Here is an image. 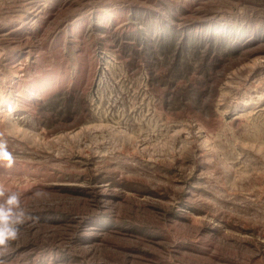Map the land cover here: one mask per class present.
Wrapping results in <instances>:
<instances>
[{"label":"rangeland","instance_id":"obj_1","mask_svg":"<svg viewBox=\"0 0 264 264\" xmlns=\"http://www.w3.org/2000/svg\"><path fill=\"white\" fill-rule=\"evenodd\" d=\"M0 134L5 264H264V0H0Z\"/></svg>","mask_w":264,"mask_h":264},{"label":"clouds","instance_id":"obj_2","mask_svg":"<svg viewBox=\"0 0 264 264\" xmlns=\"http://www.w3.org/2000/svg\"><path fill=\"white\" fill-rule=\"evenodd\" d=\"M16 157L8 140L0 134V166L10 169L15 165ZM36 197L45 195L43 191L34 193ZM33 217L22 205V194L19 191L6 190L0 186V264L12 243L20 237L21 226Z\"/></svg>","mask_w":264,"mask_h":264}]
</instances>
